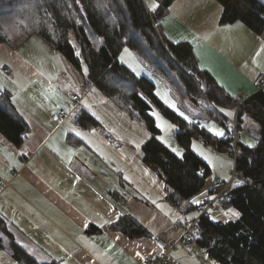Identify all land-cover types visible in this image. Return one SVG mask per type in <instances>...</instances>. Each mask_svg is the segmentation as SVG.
Listing matches in <instances>:
<instances>
[{
  "label": "crops",
  "instance_id": "0c3cea01",
  "mask_svg": "<svg viewBox=\"0 0 264 264\" xmlns=\"http://www.w3.org/2000/svg\"><path fill=\"white\" fill-rule=\"evenodd\" d=\"M259 1L264 5V0ZM223 10L219 0H174L170 12L159 22L171 41L192 43L200 67L243 102L264 89V32L259 33L242 19L221 23ZM24 45L0 43V91L10 92L14 106L29 126L20 145L0 132V213L9 223L13 242L43 264H142L140 254L157 257L162 251L157 239L180 238L182 226L200 215L192 210H200L212 198L210 178L204 190L176 204L171 198L173 188L159 167L144 160L143 145L152 133L148 135L142 129L139 140L131 139L118 133L120 125L103 123L95 109L98 94H86L84 83L79 92L75 91L86 92L80 106L71 97L74 91L66 94L64 102L56 94L27 92L28 84L36 80L50 85L51 72L27 58L21 51ZM54 75L56 80L62 78L59 73ZM103 102L107 100L103 98ZM187 104L195 109L194 120L208 117L199 106L190 101ZM61 110L68 114L65 121ZM81 110L95 116L99 125L81 127L76 120ZM225 110L231 119L238 115L237 108ZM239 123L240 147L256 146L261 137L260 124L246 114L241 115ZM121 126L130 131L135 127ZM199 127L215 141L202 140L205 146L195 143V149L193 142L191 148L211 172L227 180L230 160L219 154L230 155L221 141L229 132L219 138ZM136 144H140L139 149ZM69 149L74 151L69 153ZM2 181L9 184L2 186ZM194 198L201 203H192ZM125 215L136 218L149 235L130 237L124 233L115 223ZM109 220L112 223H105ZM5 243L3 259L8 264H25L14 256L10 240ZM191 248L195 249L194 244ZM176 249L169 259L177 256Z\"/></svg>",
  "mask_w": 264,
  "mask_h": 264
},
{
  "label": "trees",
  "instance_id": "16d2710c",
  "mask_svg": "<svg viewBox=\"0 0 264 264\" xmlns=\"http://www.w3.org/2000/svg\"><path fill=\"white\" fill-rule=\"evenodd\" d=\"M156 1L159 6L153 10L146 0H0V43H13L17 37L22 39L37 32L75 69L86 64V88L95 85L147 123L152 136L143 145L144 160L159 167L166 183L173 188L171 198L178 205L204 190L210 178V166L191 148L193 138L201 137L206 143L215 140L198 123L189 122L166 107L155 94V83L136 75L119 60L122 49L129 47L152 64L168 79L180 100L190 101L222 123L227 124L217 110L220 107L237 108L238 119L246 114L256 120L261 126L257 145L250 148L239 144L236 171L243 183L231 189L229 201L222 202V207H233L240 216L232 221L201 217L196 243L206 247L209 255L221 264H264V89L243 102L232 96L209 71L200 67L192 43L173 42L165 36L159 21L170 12L174 0ZM219 1L224 8L221 23L242 19L259 33L264 32V5L259 0ZM148 97L175 119L179 127L177 138L184 147L182 157L156 139L160 130L150 112ZM76 120L86 129L99 125L98 119L86 110H81ZM28 131L29 126L14 106L10 92L0 91V132L20 145ZM230 138L229 134L221 140L222 148L226 145L229 150ZM115 224L130 237L149 235L130 215ZM7 239L14 256L25 264H43L13 242L9 223L0 213V251Z\"/></svg>",
  "mask_w": 264,
  "mask_h": 264
},
{
  "label": "rangeland",
  "instance_id": "374dc122",
  "mask_svg": "<svg viewBox=\"0 0 264 264\" xmlns=\"http://www.w3.org/2000/svg\"><path fill=\"white\" fill-rule=\"evenodd\" d=\"M152 1L153 0H146V3L149 8ZM155 2L157 1L155 0ZM18 38L19 37H17V39ZM17 39H15L14 42L11 44L15 43L16 45H18L25 43L26 45H24V47L21 48V51L25 53L26 57L32 60L36 65H38V67L42 69L44 67L46 70H50L51 72L49 78L50 85L37 82L36 80L34 83L28 84L26 88L27 92L30 93L44 92V94H52V95L56 94V96H58L57 98H59V100L64 102L66 98V94H68L67 96H69L71 91L79 92L81 90L82 84L84 83L86 77V75L83 72L84 67H87L86 64L82 65V69H75L57 49H55L48 41L42 38L37 32H32L29 35L23 37L22 39L20 38L21 40L20 39L17 40ZM31 44L32 46H34V48H30ZM125 49H127L128 51L125 52L124 51ZM121 56H123V60L121 59ZM119 60L122 63L126 64L136 75L140 77L145 76L148 79L152 80L156 85L155 94L157 92L160 93L159 96L157 94L156 96L166 107L174 111L176 115L180 116L175 109L170 107V105L165 103V100L161 98L165 94H167V97L169 99L175 102L176 108H178L179 111L184 112L185 115L190 118V121H195V122L198 121L200 126L204 125L203 127L208 129L209 131L210 128L215 127L218 130H223L224 133L229 132L230 134L234 129L233 124L230 123L231 118L228 116L227 111L221 107L217 108V110L221 115H223V117L228 118V124L225 123L227 126L224 125V123H222L221 119L209 114H207L208 117L206 119L194 120L193 115L195 113V109L191 108V106L187 104L188 101L180 100V98L177 97L176 93L173 91L168 79L161 72L157 71L152 64L142 59L136 52L131 50L129 47H124L122 49V51L119 54ZM57 73H59L62 77L59 80H56L55 78L56 75H54ZM87 91H88L87 93L85 92L86 94H98V99L94 100V102L97 103L95 109L98 113V116L105 124L120 125L118 133L125 136L129 135L128 136L129 138L137 139V140H139L140 137H142V134L140 136V133H142V129H145L148 132V135L149 133H152L148 128L147 123L145 122L144 119H142L140 116H133L130 113V111H128L129 110L128 107L121 106L115 98L105 96L101 91H99L98 88L94 87L93 85L89 86ZM103 98L104 100H107V102H103ZM148 100L151 102V106H152V110L150 111L151 114L153 112H156L159 114L160 117L163 118L164 121H167L169 124H173L176 126L174 129L171 130L159 129L160 132L157 133V136L158 137L163 136L164 139L168 141V144L171 145V148H177L178 150H182V155H183L184 147L180 144L177 138L179 127L175 119L167 115L164 112L163 108L155 99L148 97ZM153 117L157 124V118L155 116ZM121 125H130V126L135 125V127L134 130L132 131L127 130L126 128L124 129L125 130L124 131ZM238 132L240 133L241 131ZM212 133L215 135L214 132ZM218 137L221 138L222 136H218ZM202 140L203 139L201 137L199 138L194 137L191 144L194 142L199 145H202L203 144L201 143ZM168 144L165 145L169 147ZM219 155L221 156V158H224V160H230V164H231L230 176L227 180L231 181L232 173L235 169L234 158L230 155L227 156H224L222 154ZM240 176H241L240 174H237V178L231 182V186L237 185L236 182L238 180L242 181ZM229 210L239 212L237 209L233 207L231 208L222 207L221 209L213 213L212 215L213 220L215 221L236 220L238 217L231 216ZM192 212L200 214V210H198L197 208L193 209ZM181 246H179L178 249H176L175 251L177 252V256L173 260L170 257L171 264H221L218 260H216L215 258L209 255V252L206 247H203L196 242L194 243L195 246L194 250H192V248L191 249L189 248L190 250H186L183 249V246L182 247ZM4 252H5L4 250L0 251V256H2L0 257V262L3 261L2 262L3 264H8V262L5 259H3V256L5 257Z\"/></svg>",
  "mask_w": 264,
  "mask_h": 264
},
{
  "label": "built area",
  "instance_id": "2783aa9c",
  "mask_svg": "<svg viewBox=\"0 0 264 264\" xmlns=\"http://www.w3.org/2000/svg\"><path fill=\"white\" fill-rule=\"evenodd\" d=\"M262 85H264V81L262 82ZM84 96V92L71 93V97L74 100L76 106H80L82 104ZM60 116L62 121H65L68 118V114L65 110L60 111ZM226 122L228 124V118H226ZM230 123L233 124L234 129L230 133L231 138L229 142V153L234 158L235 162V169L232 173L231 181L224 180L215 172H211L208 189L210 192H212V198L206 204L200 207L199 217L182 226V235L180 238L172 241L158 238L157 242L162 249L161 254L154 258L140 254L142 264H170L169 255L172 250L178 248L181 245L185 248H190L193 246L198 236L197 228L199 219L201 217H212L213 213L221 208L223 201H229L231 199V189L233 188L231 186V182L237 178L236 162L239 153L238 126L240 124L238 116H236L234 119H231ZM8 184L9 183L6 181L1 182L2 186H6Z\"/></svg>",
  "mask_w": 264,
  "mask_h": 264
},
{
  "label": "snow or ice",
  "instance_id": "6c2138e0",
  "mask_svg": "<svg viewBox=\"0 0 264 264\" xmlns=\"http://www.w3.org/2000/svg\"><path fill=\"white\" fill-rule=\"evenodd\" d=\"M158 6L159 5L155 2V0H153V2L150 5V8L153 9V10H155ZM124 51L127 52L128 50L125 49ZM76 55H79V51L76 52ZM121 59L123 60V56H121ZM87 71H88L87 67H84L83 72H84L85 75H87ZM156 94L158 96L160 95L159 92H157ZM161 98L164 99L165 100V103L169 104L170 107H172L173 109H175L179 113V115L181 117H183L185 120H189V122H191L190 121V118L188 116H186L184 112H181V111H179L178 108H176L175 102L172 101L171 99H169L167 97V94H165ZM152 115L157 118L156 127L158 129L171 130V129H174L176 127L175 125L169 124L167 121H164L163 118L160 117L158 113L153 112ZM202 126H204V125H202ZM72 131L75 132V129H72ZM210 131L214 132L215 135H218V136H223L224 135L223 130H218L215 127L210 128ZM76 134L77 135H82V133H76ZM156 139L161 140L165 144H168V141L165 140L163 136L156 137ZM141 143H143V141H141ZM245 143H248V142L245 141ZM168 146L171 148V145L170 144H168ZM139 147H140V144H136V148L139 149ZM195 147H196V145H195V143H193V148L195 149ZM249 147H254V144H249ZM73 151H74L73 149H69V153H72ZM171 151L174 152V153H176V155H178V156H182V150H178L177 148H171ZM200 154L202 156L204 155L203 152H201ZM69 159H70V156H69ZM205 159H209V157L205 156ZM209 162L211 163V160L210 159H209ZM224 178L226 179L227 177H224ZM236 183L237 184H240V183H243V181H239L238 180ZM233 186L235 187V185H233ZM192 203L199 204V203H201V201L194 198L193 201H192ZM229 212H230L231 216H233V217H239L240 216V213L237 212V211L229 210ZM105 223H112V221H110V220L109 221H105ZM85 226H87V225H85ZM102 226L103 225H101V227ZM137 255H139V253H137Z\"/></svg>",
  "mask_w": 264,
  "mask_h": 264
}]
</instances>
